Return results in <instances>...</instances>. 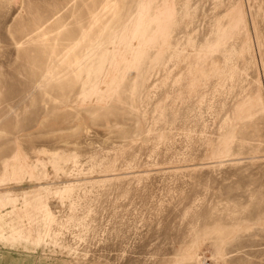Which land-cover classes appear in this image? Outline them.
<instances>
[{
  "label": "rangeland",
  "instance_id": "1",
  "mask_svg": "<svg viewBox=\"0 0 264 264\" xmlns=\"http://www.w3.org/2000/svg\"><path fill=\"white\" fill-rule=\"evenodd\" d=\"M0 264H264V0H0Z\"/></svg>",
  "mask_w": 264,
  "mask_h": 264
},
{
  "label": "bare ground",
  "instance_id": "2",
  "mask_svg": "<svg viewBox=\"0 0 264 264\" xmlns=\"http://www.w3.org/2000/svg\"><path fill=\"white\" fill-rule=\"evenodd\" d=\"M1 202V201H0Z\"/></svg>",
  "mask_w": 264,
  "mask_h": 264
}]
</instances>
